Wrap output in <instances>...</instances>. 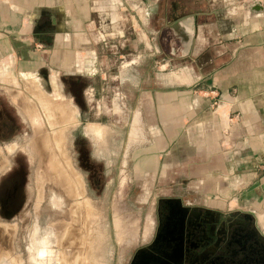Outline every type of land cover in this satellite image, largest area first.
<instances>
[{
  "label": "crops",
  "instance_id": "0c3cea01",
  "mask_svg": "<svg viewBox=\"0 0 264 264\" xmlns=\"http://www.w3.org/2000/svg\"><path fill=\"white\" fill-rule=\"evenodd\" d=\"M41 68L124 82L150 178L264 201V0H0V72Z\"/></svg>",
  "mask_w": 264,
  "mask_h": 264
},
{
  "label": "rangeland",
  "instance_id": "374dc122",
  "mask_svg": "<svg viewBox=\"0 0 264 264\" xmlns=\"http://www.w3.org/2000/svg\"><path fill=\"white\" fill-rule=\"evenodd\" d=\"M154 59L158 62L153 63V69L163 62L160 59ZM40 72L36 75L48 80L51 77H57L59 80L62 78L64 81L67 80L69 85L74 86L73 90H68L66 96L64 98L61 96V98L57 95L58 90L46 82L51 85L50 93L54 97L52 99L55 104L59 105L61 101L64 102L65 105L62 108L65 112L61 107L56 108L57 110L52 107L49 112L40 105L38 97L41 95L45 97L41 90L43 83L41 85L32 84L24 90L23 83L16 80V75L1 72L0 103H3L7 112L16 114V104L25 106L35 105L37 102L39 107L37 105L28 106L27 112L25 111L31 119L32 126L46 125L48 121L50 126L58 124V128L63 124L59 129H55L56 126L51 127V136H42L39 144L40 147H57L61 155L55 154V156L60 163L63 162L61 158H64L62 149H66L69 162L82 178L78 189L79 192H83L78 196L65 175L71 191L66 189L61 172L54 180L60 183L65 190L56 185L53 182L54 177L52 178L48 171L59 169L53 164L54 162L57 164V161L50 159L47 170L46 164H42L43 161L39 157L41 167L38 165V171L36 169L38 198L41 197L39 192L42 181H48L50 184H47V187L49 186L50 194L46 188V196H48L49 203L52 202L54 205L51 207L52 220L47 222L48 229L46 228L47 231L41 241L45 248L39 249L38 247V253L43 255L46 253L44 249L47 253L51 251L48 243L52 234L51 264H126L132 246L146 233L152 196L158 191V187L163 185L161 184L163 181L157 177L150 178L149 174L145 173L150 170H141V165L129 158L132 148L130 140L133 138L131 136L136 133L137 121L134 120L130 132L131 120L123 95L124 82L116 84L118 88L115 87L114 82H111V86L108 83L101 86L97 83L100 74H95L94 79L90 77L91 75H82L81 79L84 82L81 80L80 84L76 85L75 79L80 78L77 74L57 72L55 76L50 74L47 68H41ZM114 91L118 93L116 97H112ZM51 95L46 94V97H52ZM116 101L121 105L116 107L110 104ZM35 107L39 114L35 111ZM56 118L57 121H55ZM71 119L77 121L78 124L74 126ZM61 132H63V137H61ZM64 163H66L65 158ZM43 173L45 177L42 176ZM189 183L185 181L186 186L196 188ZM53 194L60 196L61 199L53 198L50 202ZM208 196L207 203L212 207L220 205L225 210L253 208L258 214L264 215V201L250 206L252 202L250 198L241 201L238 197L222 199L223 197L216 192H210ZM13 259L17 261L15 257H11L10 261L12 262ZM47 259L50 258L47 257Z\"/></svg>",
  "mask_w": 264,
  "mask_h": 264
},
{
  "label": "flooded vegetation",
  "instance_id": "af4514ba",
  "mask_svg": "<svg viewBox=\"0 0 264 264\" xmlns=\"http://www.w3.org/2000/svg\"><path fill=\"white\" fill-rule=\"evenodd\" d=\"M77 75L80 78L75 79L76 85L84 76ZM55 85L57 95L63 98L68 90L74 89L62 78ZM50 87L49 83H43L41 90L45 97L51 95ZM47 97L54 100L53 96ZM35 105L39 107L37 102ZM35 105L16 104L15 114L7 112L0 103V264H11V257L19 264L52 262V234L48 243L51 251L47 253L44 249L46 253L41 255L37 249L45 248L41 241L48 229L47 222L52 220L54 204L51 200L60 196L53 194L49 203L45 189L50 194L47 187L50 183L44 180L38 198L36 169L38 165L41 167V161L47 170L48 160L57 161L59 169L48 171L56 185L63 188L54 180L61 172L70 180L77 195L83 192L78 189L82 178L69 162L66 149H62L66 163L64 158L60 163L55 156L60 154L57 147H40L41 137L51 136V127L59 129L63 124L58 128V124L50 126L47 120L46 125L32 126L26 109ZM70 121L74 126L78 124ZM42 176L45 177V173ZM179 183L181 185L177 186ZM149 218L146 233L132 246L126 264H264V215L250 209L212 207L202 189L186 186L183 179L158 187L152 196Z\"/></svg>",
  "mask_w": 264,
  "mask_h": 264
},
{
  "label": "bare ground",
  "instance_id": "6f19581e",
  "mask_svg": "<svg viewBox=\"0 0 264 264\" xmlns=\"http://www.w3.org/2000/svg\"><path fill=\"white\" fill-rule=\"evenodd\" d=\"M38 99H39V102H40V105H42L45 109H47V110H49V112L52 110V107L53 108H58V107H63L65 104H64V102H60V103H58L59 105H56L55 104V102L53 101V100H51L50 98H47V97H43V96H41V97H38ZM55 109H53V110H55ZM63 109V108H62ZM57 110V109H56ZM60 110V109H59ZM62 112V111H61ZM63 112H65V109H63ZM53 120V119H52ZM52 122V121H51ZM52 124V123H51ZM50 139V138H49ZM47 145V144H46ZM49 161V160H48ZM52 163V162H51ZM54 165H57V164H55V162L53 163ZM58 176V175H57ZM63 176H64V186H65V188L66 189H68L69 191H71V187H70V184H69V182L68 181H66V177H65V175L63 174ZM62 176V177H63ZM59 180V179H58ZM57 180V181H58ZM60 182V181H59ZM6 255V254H5ZM12 264H17V261H15L14 259L12 260V262H11Z\"/></svg>",
  "mask_w": 264,
  "mask_h": 264
}]
</instances>
